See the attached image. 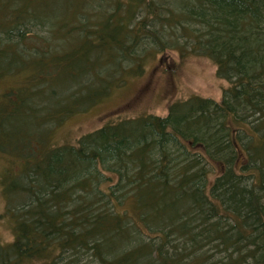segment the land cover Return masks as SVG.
Instances as JSON below:
<instances>
[{
	"label": "trees",
	"instance_id": "trees-1",
	"mask_svg": "<svg viewBox=\"0 0 264 264\" xmlns=\"http://www.w3.org/2000/svg\"><path fill=\"white\" fill-rule=\"evenodd\" d=\"M69 1L71 24L54 26L31 0H0V79H22L0 152L27 153L2 179L14 233L0 264H264V0ZM171 49L215 64L220 102L54 140Z\"/></svg>",
	"mask_w": 264,
	"mask_h": 264
},
{
	"label": "rangeland",
	"instance_id": "rangeland-1",
	"mask_svg": "<svg viewBox=\"0 0 264 264\" xmlns=\"http://www.w3.org/2000/svg\"><path fill=\"white\" fill-rule=\"evenodd\" d=\"M21 2L24 3V0ZM107 2L108 0H105L104 4ZM70 5L69 0H31L29 10L37 13L38 17L41 16L50 24L53 23L54 26L65 23L69 26L71 24L69 20L76 13L72 9L77 8ZM98 18L97 15L94 20ZM26 71L28 70L16 72L17 76L25 74ZM21 81L20 78L0 79V112L8 110L11 101L19 103V88L8 91L11 86ZM227 87L228 82L217 76L216 66L210 59L198 56L181 58L178 50L172 49L164 53L155 51L145 58L143 72L139 75H129L124 85L114 88L105 100L90 106L85 111L68 116L57 127L54 140L58 144H73L81 136L120 119L149 115L166 117L171 104L194 96L220 102L223 90ZM32 139L33 136L30 141ZM21 142L26 140L15 142V147L0 152V243L13 240V218L5 213L7 201L2 179L4 177L6 191L10 187L12 177L5 173L8 170L18 171L20 168L18 157L24 159L23 155H27Z\"/></svg>",
	"mask_w": 264,
	"mask_h": 264
}]
</instances>
